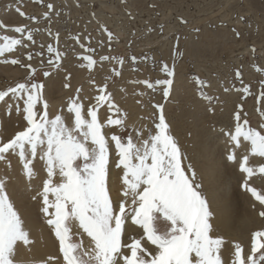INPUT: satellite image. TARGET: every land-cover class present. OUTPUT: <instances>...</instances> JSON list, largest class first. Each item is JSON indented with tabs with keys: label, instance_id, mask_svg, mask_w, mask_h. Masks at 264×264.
<instances>
[{
	"label": "snow or ice",
	"instance_id": "snow-or-ice-1",
	"mask_svg": "<svg viewBox=\"0 0 264 264\" xmlns=\"http://www.w3.org/2000/svg\"><path fill=\"white\" fill-rule=\"evenodd\" d=\"M47 7L53 5L49 3ZM44 15L49 17L50 14ZM0 26H3L2 22ZM12 30L26 34V37H0L3 41L0 43V57L18 47L27 49L30 43H36L34 32L38 29L18 26ZM48 51L56 53L55 61L50 59L48 64L58 69L62 54L51 46ZM87 51L95 50L89 47ZM27 59H33L31 52ZM110 59L113 58L100 57L101 61ZM116 59L123 64V60ZM82 60L90 69L97 65L91 55L83 56ZM0 62L18 64L20 60L4 59ZM23 66L35 73L31 64ZM161 70L168 77L175 75L174 69L167 64L162 65ZM113 71L115 76L121 75L119 71ZM44 75L50 76L51 72L45 71ZM236 75H241L239 69ZM134 83L143 84L150 90L163 86V95L167 97L173 80L166 78L152 82L145 79ZM204 83L200 81V84ZM43 89L42 83L25 82L0 90V103L6 104L7 114L10 115L15 106L17 114H22L26 122V127L14 138L4 142L0 137V161L10 165L9 154L17 157L29 181L38 175L36 163L42 162L41 170L46 171L47 179L38 193L43 204L41 211L48 217L47 224L53 228L59 241L65 264H229L222 256V249L228 241L212 235L213 213L209 202L202 192L196 170L190 163H184L185 156L170 133L162 104L154 106L158 110V122L149 130L147 138H141L137 131L134 141L131 133L126 138L117 134L106 137L104 134L105 127L123 128L126 118V113L115 104L107 83L99 88L95 104L87 109L90 119L85 118V105L79 95L69 98L67 113L73 117L70 125L63 114L49 116V105L42 99ZM239 90L252 94L250 86ZM201 94L205 99H212ZM9 96L14 98L13 103L6 101ZM261 99H264V81L261 82L258 101ZM41 102L43 111L39 112L37 105ZM105 105L111 114L101 123L98 111ZM234 119V133H228L234 147L227 159L237 160L235 148L241 146V139L249 142V154L243 155L239 163L240 171L246 174L242 186L264 204V194L249 184L254 175L264 174V165H250V155L264 157V134L250 127L246 119L241 123L240 112L235 113ZM110 142L114 143L116 167L123 170L125 186L124 199L117 205L113 204L107 188ZM57 175L61 180L54 183ZM50 195L54 199L50 200ZM50 209L54 211L50 212ZM260 215L264 216V212ZM70 220L78 221L79 227L91 238V248L85 249L82 241H73L68 226ZM130 225L138 226L142 231L137 235L128 234ZM31 243L24 220L6 191V179L0 177V264H20L15 259L18 246ZM145 245L154 246L153 250ZM232 246L230 264H264V230L252 233L251 254L247 257L240 243L232 242Z\"/></svg>",
	"mask_w": 264,
	"mask_h": 264
},
{
	"label": "rangeland",
	"instance_id": "rangeland-1",
	"mask_svg": "<svg viewBox=\"0 0 264 264\" xmlns=\"http://www.w3.org/2000/svg\"><path fill=\"white\" fill-rule=\"evenodd\" d=\"M49 3L53 5L52 8L47 7ZM6 12H9L8 16ZM21 12L26 15L22 16ZM45 13H49V17H45ZM0 22L3 25L0 26V37H26V34L8 33L18 26L38 29L34 32L35 44L30 43L27 49L18 47L0 58V61L20 60L18 64L0 62L10 69L7 73H0V90L15 87L18 83L38 82L44 84L42 99L47 101L45 88L49 76L44 75L45 71L51 72V75L66 71V81L58 79L59 74L54 77L56 89H61L63 85V90L60 91L70 90L67 102L69 98L79 95L80 100L85 103L92 99L90 104L93 105L95 97L100 94L99 88L107 83L115 104L122 113H126L125 126H112L111 128L116 130H113V134L126 138L131 133L135 141L139 131L141 138H147L149 130L158 122V110L154 106L162 104L170 133L185 156V164L190 163L195 169L196 161L206 163V158L198 155L194 149L199 138L207 150H211L212 158L216 156L215 159L220 161V166L225 163V168H237L244 177L231 178V187L227 186L229 192L235 189L242 191L246 195L249 194L253 202L250 200L249 206L247 199L243 200L242 205L237 208L238 212L234 210L233 214L239 215L242 211L244 214L243 207L250 208L258 213L260 221V226L252 227L249 232L251 249L253 231L264 230V216L260 215V212H264V204L257 201L242 186L246 174L240 171L239 163L243 155L249 154V142L241 139V146L235 148L237 160L229 161L227 156L234 145L228 133H234V115L240 112L241 123L246 119L250 127L264 134V99L258 101L261 82L264 81V0H44L43 3L38 0H0ZM2 42L0 40V43ZM194 43L201 50L196 54L191 52ZM49 46L62 54L58 69L48 64L50 59H56V53L48 51ZM89 47L95 51L88 52ZM29 52L33 54L31 65L33 61L39 64L32 65L35 73L23 66L30 63L27 59ZM86 55H91L97 61L95 67L90 69L84 66L86 61H83L82 57ZM101 56L113 59L101 61ZM116 58L123 60V64L118 63ZM66 62L67 70L64 66ZM68 64H71L70 69ZM164 64L174 69L173 77H168L161 70ZM25 69L28 73L21 75L19 71L23 72ZM238 69L241 73L239 77L236 75ZM113 70L119 71L121 75L115 76ZM126 71L129 72L127 80L131 82V88L121 85L125 92L122 101H127L125 104L122 102L123 105L120 106L113 92L120 86ZM75 78L78 80L74 86ZM166 78L173 80L171 93L167 97L163 95V86L150 90L143 84L134 83L137 80L148 79L155 82ZM201 80L205 83L200 84ZM85 84L90 94L82 99ZM244 86H250L251 95L239 90ZM201 93L212 99H205ZM132 96L145 110L149 103L153 109L150 113L143 110L144 122L136 128L129 121V108L126 106ZM10 97H7L6 101ZM41 105L43 106L42 102L37 105L39 112L43 111ZM2 107L0 137L7 142L18 132L15 130L6 134L4 131V120L8 122L13 118L15 106L10 115L6 112V106ZM172 121L174 122L171 124ZM199 153L205 155L203 151ZM239 156L241 158L238 161ZM250 165H264V157L250 155ZM198 178L202 184L201 175L198 174ZM220 184L223 185V182ZM249 184L264 194V174L254 175ZM6 191L8 193L7 189ZM202 192L208 198L206 187L203 185ZM218 193H225L222 186ZM8 196L15 206L9 193ZM72 222L73 220L68 221V226L73 241H82L86 249L80 234L73 232ZM212 235L220 236L216 229ZM224 238L229 239L228 236ZM242 247L245 249L244 245ZM250 254L251 250L248 255ZM20 264H43V261L31 259Z\"/></svg>",
	"mask_w": 264,
	"mask_h": 264
},
{
	"label": "bare ground",
	"instance_id": "bare-ground-1",
	"mask_svg": "<svg viewBox=\"0 0 264 264\" xmlns=\"http://www.w3.org/2000/svg\"><path fill=\"white\" fill-rule=\"evenodd\" d=\"M8 13H7V15L6 14L5 15L8 16L9 15ZM26 21H28V20H26ZM12 29H14V28H12ZM8 33L14 34L15 32L13 30H11ZM199 51H201L199 49V46H197V44H195V43L192 44L191 52L196 54ZM64 61H66V60H64ZM25 64H26V61H25ZM29 64H31V62ZM33 64H34V66L39 65L37 63H34V61H33L32 65ZM71 64H73V63H71ZM71 64H68V66H69L68 69H70ZM64 66H65V69L67 70V62L65 63ZM72 66H74V65H72ZM73 68H72V70H73ZM9 70L10 69H8V67L0 64V73L1 72L7 73ZM15 73H16V70H15ZM19 73L21 75H25L28 73V70L25 69V70H23V72L19 71ZM128 73H129L128 71L125 72V75H123V78L120 81V86H118L115 89V91L113 92L115 95V98H116V100H118V103L120 104V106L123 105L122 100L125 97V94H124L125 92L123 90V87L121 88V85L122 84H123L122 86L128 85L131 88V82H128V80H127ZM57 74H59V77H57L58 79L59 78L61 80L63 79V81L67 80L66 71H63V72L60 71L59 73H56V74L54 73V74L50 75L49 77H47L46 88H45V97H46L47 103L49 105V107H48L49 116L54 117L55 114H63L66 117V122L69 123V125H70L73 117L67 113L68 102L66 100L67 95L70 94V92H69L70 90L67 92L66 91H60V90H63V85L61 86V89H56V86H55L56 80L54 77ZM18 76H19V74H18ZM76 76H78V75H76ZM178 76H180V75H178ZM15 77H17V76H15ZM77 80H78V78L77 79L75 78L74 86L77 83ZM86 85L87 84L84 85L83 90H82V94H81L82 99L85 96H88L90 94L89 90L87 88L88 86H86ZM132 87H133V85H132ZM176 88H178V87H176ZM54 92H56L57 95H55L56 93L53 94ZM142 92L145 93L144 90ZM186 93H188V92H186ZM132 94L134 95L133 92H132ZM13 100H14V98L10 97V99H8L7 102L12 103ZM91 101H93V100L89 99L86 101V103L83 102L84 105L86 106L85 110H84V115H85L86 119H90V117L87 116V109L91 105L90 104ZM126 101L123 103L125 104ZM20 105L22 108L23 103L20 102ZM2 106H6V104L1 103L0 108ZM126 106H128V108H129V114L128 115H129V121H130L131 125H133L135 128L140 127V125L143 124V122H144L143 118H142V114L144 113L143 110H145V109L142 106H140V104L137 102V100L134 98V96L130 97L129 105H126ZM41 108H42L41 110H43L42 105H41ZM14 111L16 112L15 109H14ZM145 111L148 113L153 111L152 105L150 103L148 104V107H146ZM15 112L13 113V118L10 121L6 122L4 120V131L6 134L9 132L13 133L15 130H17L19 132L26 127V122L23 119V115L22 114H15ZM109 114L110 113H109L107 105L102 107L99 110L98 117H99L101 123H104V121L107 119ZM173 122L174 121H172L171 124ZM149 125H150V123H149ZM113 130H114V132L116 131L115 128L112 129L111 127H105L104 128L105 136L110 137L113 134ZM12 133H11V135H12ZM202 134H203V132H202ZM207 136L208 135H206V137ZM5 141H7V140H5ZM194 141H196V140H194ZM206 142H208V141H205V143ZM216 144L217 143H215V145ZM195 145L196 146L194 147V149H195L196 153L198 155H201L204 158H206V163H200L199 160L196 161L195 170L197 172V175L199 174L202 177L201 180H202L203 187H206V192H207L206 194L208 197L207 199H208V202L210 204V210L213 213V217H212V221H211L213 224V228L217 230V234H219L220 236H222V237L228 236L229 237V239L226 240V241H228V243L222 249V256H223L224 260L229 262V264H230L231 254L234 251L233 246H232V242H238L241 245L245 246V249H244V251H245L244 255L245 256H247L250 253L251 249H250V245H249V243H250L249 242V240H250L249 239V237H250L249 232L252 229V227L254 228V227L260 226L258 213L255 210H252V209L250 210L249 207H248L249 209H246V208L244 209V207H243V210H245L244 214L242 213L243 211L241 212L242 214L238 213L239 215L233 214L234 210H236L238 212L237 208H239L242 205L243 200L247 199L248 204L250 203V200H251L249 198V194L246 195V194L242 193V191L240 192L237 189L231 190L229 192V189L227 187L230 183L229 181L231 178H237L239 176L244 177V175L240 174L236 170L237 168H228V167L225 168V166H226L225 163H224V166H220V161L215 159L216 156L214 158H212L211 150H207L206 145L202 141H200L199 138H197V142L195 143ZM211 145H212V143H211ZM245 147H246V145H245ZM213 149H212V151H213ZM109 150H110L111 155L109 158V166H108V174H107V188H108L109 195L113 201V204L117 205L121 200L124 199L123 191H124L125 186L122 182L123 170L121 168L116 167L117 157L115 154L114 143L110 142ZM199 151L205 152V155L199 153ZM219 152H221V151H219ZM8 158L10 160V165L8 163H5L4 161H0V177H4L6 179V189L8 190V193H9L11 199L14 201L18 212L20 213L22 219L24 220V227L29 231L30 239L32 241V243L30 245L25 246V245L21 244L18 246L16 253H15V259L20 263L24 260L33 259V260H42L43 264H65V262L63 261V254L60 252V249H59V241L54 234L53 228L47 224L48 217L41 211L43 204H42V199L38 195V193H40L42 191L43 181L45 179H47L46 171L41 170L42 162L36 163L35 167H36V170L38 172V175L35 178H33L31 181H29L25 177V175L22 171V165L19 162L18 158L11 155V154H9ZM240 158L241 157L239 156L238 161L240 160ZM197 159H199V158H197ZM227 166H229V165H227ZM60 180H61V178L59 177V175L54 177V183H58V182H60ZM222 182H223V185L222 184H220V185L222 186V188H224L225 193L220 195L218 193V190L221 187L219 185V183H222ZM232 191H234V192L231 193ZM33 197H36V199H33ZM49 199L50 200L54 199V196L50 195ZM251 202H253V200H251ZM129 203H130V201H129ZM249 206H250V204H249ZM51 211H54V210L50 209V212ZM235 218H236V220H235ZM72 224H73V228H72L73 232H77L80 234V236L82 237V239L85 243L86 249L91 248L93 246L91 238L88 237L87 234L84 233L83 230L79 227L78 221L73 220ZM141 231L142 230L138 226H131L130 225L127 229V233L132 234V235H137ZM125 239H127V234H126ZM145 246L149 247L150 251H152L153 247H154V246H149V245H145ZM49 258H51V259H49Z\"/></svg>",
	"mask_w": 264,
	"mask_h": 264
}]
</instances>
